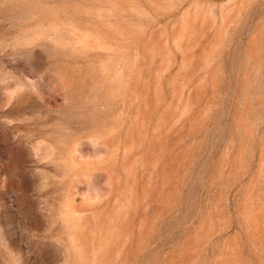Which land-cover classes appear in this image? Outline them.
<instances>
[{
	"label": "rangeland",
	"instance_id": "rangeland-1",
	"mask_svg": "<svg viewBox=\"0 0 264 264\" xmlns=\"http://www.w3.org/2000/svg\"><path fill=\"white\" fill-rule=\"evenodd\" d=\"M0 264H264V0H0Z\"/></svg>",
	"mask_w": 264,
	"mask_h": 264
}]
</instances>
